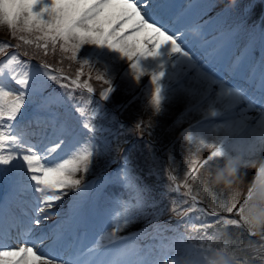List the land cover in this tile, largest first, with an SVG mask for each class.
<instances>
[{"label":"snow or ice","instance_id":"6c2138e0","mask_svg":"<svg viewBox=\"0 0 264 264\" xmlns=\"http://www.w3.org/2000/svg\"><path fill=\"white\" fill-rule=\"evenodd\" d=\"M175 7L173 0H0V26H6L13 37L25 46L42 50L45 55L48 54L49 48L53 53L58 50L62 58L80 65L75 78H71L53 74L48 64L41 65L42 73L39 69L33 70L28 62L20 60L17 55H11L6 61L0 62V166H9L0 168V172L5 175L11 173L14 184L37 194L33 199L38 206V213H44L45 208H51L55 202L60 201L66 195V189L85 190L81 187V180L75 176L79 172L89 171L94 155L89 146L82 145L67 158L54 161L53 154L62 147L63 140L40 151L29 142L27 134L19 130L18 117L27 105L34 101L59 103L57 97H53L51 93L46 94L48 85L42 77H47L48 81L58 84L61 88L86 89L88 93H92L94 89L89 80L81 82L80 79L84 75V67L96 68L100 59L105 56L127 61L125 75H130L137 83L144 76L150 77L148 104L154 114H160L164 110L162 102L169 99L165 83L166 77H171L167 71L168 66L171 65L175 69L177 65L186 64L196 68L193 56L186 50L183 34L178 35L177 30L170 29L164 22ZM9 46L7 43L0 44V54ZM24 55H27V52ZM206 55L242 83L230 86L223 79L214 78L215 70L209 73L200 72L196 68L202 83L206 85L204 98L207 108L204 116L222 118L223 123L217 124L213 131L222 130L223 136L218 142L208 143L205 140L208 131L206 126L198 124L191 129H185L182 134L185 140L198 142L200 147H210L213 150L202 162L191 160L184 173L185 182L182 185L176 184L175 188H170L169 191L179 193L183 187L186 190L183 195L190 197L192 201L187 211L195 210L218 217L216 224L246 229L249 236H257L258 232L249 225L244 214L249 209L252 217L264 213V60H261L258 66L253 61L241 58L229 63L222 49L206 51ZM55 71L59 72V69ZM97 71L95 79L107 85L100 92V97L108 101L116 90L109 74L110 69L104 65L103 72H99V69ZM9 81L14 82L18 89L13 90ZM253 89L258 91V98L248 94ZM68 98L71 99V92L68 93ZM130 103L132 101L128 102ZM128 104L120 105L119 109L123 111ZM250 110H255L258 117H250L247 114ZM77 111L82 116L85 115L82 108L78 107ZM91 118H86L83 127L89 132H95V127L89 122ZM120 127L123 130L124 126ZM151 129V123L145 124L138 119L134 123V129L128 131H135L138 138L142 139L145 134H153ZM145 147L150 152L153 150L151 142H146ZM220 160L234 166L236 175L241 168H255V179L247 190L246 199L239 207L236 202L238 194L228 199L213 196L212 210L208 212L203 207H197L199 202L197 196L192 194V184L199 187L200 169L210 167L212 162ZM14 161H22V164H13ZM120 164L121 167L115 176L116 182L126 184L130 189L138 188L139 185H134V181L139 177L132 173L129 157L122 155ZM169 179L175 182L176 177L170 175ZM188 180H191L192 184H189ZM171 210L178 215L184 211L177 208L175 202ZM233 212L239 219L220 215ZM46 218L40 216L35 223L39 225L41 219ZM130 219L131 216L127 214L118 217L110 235L115 238L121 224L126 226ZM13 226L19 229L23 243L19 247L9 246L10 237L7 231L0 227V264H165L169 257H174L176 264H205L208 256L214 253L226 255L230 264H264V243L250 244L249 247L255 255L246 254L247 260L231 254L227 248L217 251L210 243L213 237L207 235L208 229L213 227L210 224H201L198 228L192 225V229L201 233V243L196 248H188L179 253L173 249L183 247L182 236L179 239L173 238L171 243H161L155 255L151 252L145 255L134 251H119L111 259H106L107 253L98 254L93 248H88L86 251L77 250L75 259L60 261L38 252L37 242L32 239L30 223L21 220ZM259 236L260 240L264 241V232H259ZM205 238L209 241L207 245L204 243Z\"/></svg>","mask_w":264,"mask_h":264},{"label":"rangeland","instance_id":"374dc122","mask_svg":"<svg viewBox=\"0 0 264 264\" xmlns=\"http://www.w3.org/2000/svg\"><path fill=\"white\" fill-rule=\"evenodd\" d=\"M260 2H264V0H235L234 6H246L245 8H248L254 14L257 11V4ZM3 43H7L10 46L5 49L2 54H0V62L6 61V59L11 55H17L20 60L28 62L33 70L39 69L41 73L43 72V69L41 68L42 64H35L32 61L22 58L19 49H17L16 47L17 42L15 40V37L11 35L6 26H0V44ZM90 51L92 50L90 49ZM72 63L74 70L70 71V74L75 73L76 76V71L78 68H80V65L77 62ZM104 65H107L109 67V74L113 78V84L116 89L120 88L126 93L134 92L133 96L123 103L128 104L129 101H132L134 104H131L123 110V115L126 117H130V122L123 121L121 118H119V114H122V111L119 109L120 100H115V98L112 99V97L110 96L108 101H104L100 97V92L104 88H106L107 85L103 84L102 81L96 80L95 77L98 74L97 69H99V72H103ZM127 65V61L110 59L109 56H105L100 59V62L96 65V68H83L84 75L80 77L81 82H83L85 79H88L89 82H91L92 87H97L96 89L98 90V95H96L95 93L93 94V92L88 93L86 89L72 90L71 88H62L65 90L62 91L59 88H56L57 86L52 89L51 85L58 84L48 81L47 77H42L48 85L46 94L51 93L53 97H57L59 103L50 104L47 102L34 101L31 104L27 105L24 109H22V115L18 117L17 124H24L26 120H23V118L31 115L39 116L44 114H55L56 112L57 114H60V108L63 109L61 113L63 116L67 118L75 117L74 119H77V121H79V118L82 117H92V125L95 127L97 132H91V135H95V140L96 142H100V145H102V149L99 148L100 152L95 156L93 155L89 171L87 173L79 172L75 176V178L81 180V187L85 190L80 191L75 189H66V195H64L63 197L67 199L75 198L76 200L81 202L85 201L84 205H88V203H90L89 209L91 208L92 212L96 214L101 198L100 192L106 185L116 183V185H121L126 193L130 194L131 202L137 212V214L134 215V219L136 221H134V223L129 222L126 226L121 224L120 230L116 233L115 238L111 236L113 239H121V241L120 243L108 246L104 252L100 253H107L108 255L106 256V259H111L119 251L137 250L126 248L135 246L137 247L141 245H144L146 247L153 246L152 244L147 245V243H149V241L151 242V239L153 238H156L155 241L157 243L154 250H159V243L166 241V244H168L172 242L173 238L179 239L181 236L183 237L184 242L183 247H177L173 249V251L179 253L188 248H196L198 246L194 244H192L193 246L189 247L187 245L188 240H186L187 235H190L195 231L194 229H192V225H196L198 228L199 225L208 223L212 221L213 218L216 219L217 217L205 215L203 213L197 214L198 211L195 210L187 211V209L191 206L192 201L190 197L183 195V193L186 191L183 187H181L179 193L176 191H169L170 188L174 189L176 184L182 185L185 182L184 173L187 171V168L189 166V164H187L189 160L185 164L184 168H180L181 166L176 162L174 164H171L173 168H168V166L166 165V161L161 159L164 156H168L167 152H172V149H167V146L171 145L173 141L178 140L182 141L184 153L188 154L189 159L197 161L205 160L207 158V156L213 150L212 148L200 147L198 142L195 141L188 142L183 138L182 135L185 132V129H191L193 126H195L192 125V121H194L192 117L194 115L196 117V115H198L196 113L202 114L205 109H203L200 105L202 104L201 100L192 103L191 98L188 94L183 100L180 93L181 90H179V96L177 99L178 103L173 107H168L167 110L162 111L160 113L162 115L159 114L161 116L159 118L164 119H160L159 123L157 114L153 113V110L148 104L151 86L141 81L137 83L135 80H131L132 78L130 75H125L127 71ZM168 67H171V65H169ZM51 69L53 74L57 73L55 71L57 70L55 69V67H51ZM62 70V67L59 66V71ZM171 71L174 72L175 69H171ZM56 75L60 76L63 74L58 73ZM89 75L91 76V79H89ZM177 76H180V74H178ZM145 77L147 78L148 76H144L141 79ZM183 78H187L188 81L180 79L178 81V85L185 87L184 90L187 91V89H189V80H191L190 73H184ZM93 79H95L94 82H92ZM63 82L67 83L68 81ZM9 85L13 88V90L18 89V86H15L14 82L9 81ZM194 90L196 89L194 88ZM69 92H71V99L68 98ZM136 95L137 98L135 97ZM134 97L135 99H138V102H136L135 99H132ZM189 105L191 106L189 107ZM136 106L142 107V110H133L136 108ZM78 107L84 110L85 115L82 116L80 112L77 111ZM199 107H201L200 110ZM194 109L196 111H199H197L196 113H192ZM143 110L146 112L149 120L153 123L158 124V127L160 129L159 131L151 130L153 133L151 136L145 134L143 138L140 139L138 138V135L135 131L129 132L128 130L134 129V123L138 119L140 120V114ZM210 120L211 119H208L204 122L206 123L204 124V126H206L208 129L210 128V126L216 127L217 124L222 123L220 120L218 121L217 118H215L216 121H214L213 123H211ZM121 125L124 126L123 130L120 127ZM162 128H164L165 130H169L171 134L167 131L163 132ZM83 131L86 130L76 128L75 131L71 133V135L82 136L84 134ZM164 134L165 139L169 138L167 141L163 139ZM222 136L223 132L220 131L219 134L215 135L214 139L205 140L208 143H215L218 142L219 139L222 138ZM146 142H151L153 144V150L151 152L145 147ZM119 144L121 146H119ZM76 145L77 143L74 145V147ZM122 145H126L127 147L121 148ZM72 146H70L69 149H71ZM118 147L119 149H116L117 155L113 154V150ZM130 152H136L137 154L139 152V155L136 157V162H138L136 164L138 166L134 165L131 161ZM122 155H127L129 157L132 173L134 174V176L139 177L138 180L134 181V185H139L138 188L134 187L133 189H130L126 184L118 183L115 180V176L121 167L120 158ZM172 155L174 156L173 153ZM111 157L115 158V163L111 161ZM101 158L105 160L103 161L101 160ZM223 163L224 161L222 160L215 161L212 162L211 166L208 168L215 171L219 167H221ZM177 170L180 172V176H176L174 174ZM150 172L154 174L149 175ZM170 175L176 177L175 182L169 179ZM110 176L111 178H109ZM163 176H168V180L163 179ZM254 176L255 168H241L232 183V185H235V187H230H232L233 189L238 186L244 188L245 197H247V190L251 187H249V185L254 181ZM187 182L190 184L191 180H188ZM192 188V194L197 196V200L199 202L197 204V207H203L201 205L202 202L200 196H203L205 191L196 189L195 186ZM155 189L157 190L159 196L153 193ZM110 192H112V194L118 198H122L123 196V194L119 190H110ZM6 194L7 193L3 195ZM230 196L231 195H227V198H229ZM185 200L187 201V203H182V201ZM173 202H175V206L177 208L184 210L179 215L171 210L173 208ZM149 204L154 206L148 207ZM165 205L167 206V208ZM225 216H228L229 218L239 219L235 212H233L232 214L226 213ZM116 223L113 222V226H115ZM182 227L186 228L187 230H191L192 232L187 234L180 229ZM102 233H106V231H103ZM166 235H168L169 237L165 240L163 239V236ZM151 250L152 249H147V252H151ZM169 259L175 260L174 257H169Z\"/></svg>","mask_w":264,"mask_h":264},{"label":"bare ground","instance_id":"6f19581e","mask_svg":"<svg viewBox=\"0 0 264 264\" xmlns=\"http://www.w3.org/2000/svg\"><path fill=\"white\" fill-rule=\"evenodd\" d=\"M205 46H206V43L203 44L202 48H205ZM195 66H196V68L199 69L198 65H195ZM206 66L210 69L209 65L206 64ZM196 68H193L190 65L183 64V65H177V67L175 68V71L172 72L171 69L173 70V68L168 67L167 71L171 74V77L170 78L166 77L165 83L167 85L166 91H167V95H168L169 99L166 100L165 102H162V109H164L162 111H165L168 109V107H173L174 105H176L178 103L177 99L179 96V90H181L180 93H181V97L183 100L186 97V95L188 94L189 97L191 98L192 103L201 100V102H202L201 107L206 110L207 101L204 98V92L206 91V85L204 83H202L201 76L196 71ZM200 72H202V71L200 70ZM184 73H190L191 80H189L188 88L191 91L189 89H187V91L189 93L186 90H184L185 87L178 85V81L180 79H183L184 81H188L187 78H183ZM224 73L225 72L223 69H221L217 72L218 76H221ZM178 74H180V76H177ZM131 80H133V79H131ZM141 82H143V83L145 82L147 85H150V77H147V78L145 77V78L141 79ZM193 87L197 91L194 90ZM213 98H214V94H213ZM201 107H199V110L201 109ZM197 111L194 109L192 111V113H196ZM197 114L199 115V113H197ZM247 114L253 118L258 117V115L254 114V113H247ZM160 115H162V114H160ZM201 116H204V114L199 115L198 117H201ZM198 117H196V118H198ZM196 118H195V115L192 117L193 120L195 119L194 121H192L193 124H195V125L206 124V123H204V121H202L203 120L202 118H198V119H196ZM208 118H210L213 121H216L215 118H212V117H208ZM219 119H222V118H219ZM254 122H255V120H253V123ZM211 127H213V126H210V131H212V132L207 131L206 135H205V139H214L215 135L219 134L220 131L219 132L213 131V128H211ZM214 129H215V127H214ZM16 163H18V162H15V164ZM7 167H9V166H0V168H7ZM24 171L26 172V168L24 169ZM7 179H8V181H9V179L11 180V174H8ZM12 187H13V189L10 191L9 195L4 198L5 202H2L1 204H3L4 206H7L8 209H10L12 206H14V207L19 206L22 208L24 206L23 204H24L25 200H24V197L22 198L20 196H21V194H23V192L22 191L17 192L15 189L21 190L23 188L21 185H16V184H13ZM129 195H130L129 193L123 194L122 198H119V199H117L115 197L112 201V205H113V209H114L113 213L111 211H107L105 213V215L108 217H111L112 215L116 216L119 214H121L123 216L126 214L130 215V213L133 212L134 210H133L132 206L128 204L127 197ZM67 201H68L67 198L62 197V199L60 201L55 202V204L51 208H45L44 213H42V214L38 213V206L35 204L33 206V214L29 215V219H22L23 221L31 224V227H32V234L31 235H32V239L36 240V242H37L38 252L42 253L43 255H45L48 258L56 260V261H60V259H59V257L55 256V254H51L50 242H47L42 246H38V243L41 242L42 240L48 241L50 238V235L52 234V231H51L52 228L54 226H56L57 223L62 224L68 218L67 206H66ZM99 204H103L104 206L107 205V200L104 196H101ZM101 208H102V206H101ZM40 216H46L47 218L41 219L40 224L37 225L35 223V221H36V219L40 218ZM116 221H117V219H116ZM134 221H136V220L134 219V214H133L131 216V219L129 222L134 223ZM96 223H97V227L100 230V234H101L104 231L103 225L99 221L97 222L96 219L91 220L89 218V221L84 228H87V227L94 228ZM113 227H111L110 231L107 232L106 237L111 236L110 234L112 232ZM16 232L19 233V231L17 229H16ZM15 237L19 240V242H23L22 236L16 235ZM117 242H119V240ZM59 244H62V243H59ZM59 244L54 245L53 248L54 249H60L61 247ZM102 250H104V249H102Z\"/></svg>","mask_w":264,"mask_h":264},{"label":"clouds","instance_id":"9594fccd","mask_svg":"<svg viewBox=\"0 0 264 264\" xmlns=\"http://www.w3.org/2000/svg\"><path fill=\"white\" fill-rule=\"evenodd\" d=\"M227 3L228 6L231 7L235 4V0H227ZM209 176L213 185H224L225 187H230L236 178V173L234 171V166L229 165L228 162L225 161L221 167L215 170L214 173H209ZM250 212L251 209L246 211L244 214V217L248 219L249 225L257 232L264 230V227H262V223H264V213L258 214L257 217H252ZM165 264H176V261L169 259L165 262ZM205 264H230V261L226 255H218L214 253L208 256Z\"/></svg>","mask_w":264,"mask_h":264},{"label":"trees","instance_id":"16d2710c","mask_svg":"<svg viewBox=\"0 0 264 264\" xmlns=\"http://www.w3.org/2000/svg\"><path fill=\"white\" fill-rule=\"evenodd\" d=\"M19 45H20L19 47H20V49H21V51L23 53L27 52V54H28L32 50H35V47L34 46H25L21 42H19ZM48 53L49 54L52 53V56H53L52 60L55 61V62L60 61L62 59L61 58V59L57 60L56 53H53L52 50H51V48H49ZM125 97H126V95L123 96L122 93L121 94L117 93V96H115L114 98H117L121 102L122 100L125 99ZM122 116H124V115H122ZM208 175H209L208 173H201V174H199L198 177L199 176H203L204 177V178L199 179V180L200 181H204L205 180V181L208 182V183H205V185H209V187L213 190V196H216L218 199H227V195H229V194L232 193L229 190V188L228 187H225L224 185H213L211 183V178ZM205 185H203V187H205ZM203 187L200 186L199 189H202ZM209 205L211 206V199L209 200ZM230 230L234 234L233 235V241H234L233 244L237 245V248L238 249H240V247H242L243 252L249 254L250 251L248 249H244V244H245V241L244 240L246 238V235L244 234V232L242 231V229H236L234 227H231ZM230 230H227V234L229 233ZM224 235H225V233L223 232L222 233V236L219 238L220 241L223 240ZM251 255H253V254H251Z\"/></svg>","mask_w":264,"mask_h":264}]
</instances>
